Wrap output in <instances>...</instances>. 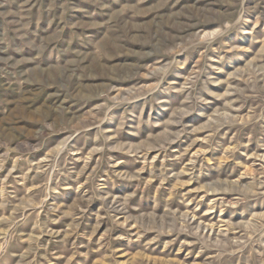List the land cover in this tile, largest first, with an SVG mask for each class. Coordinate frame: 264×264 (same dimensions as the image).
<instances>
[{"label":"rangeland","instance_id":"1","mask_svg":"<svg viewBox=\"0 0 264 264\" xmlns=\"http://www.w3.org/2000/svg\"><path fill=\"white\" fill-rule=\"evenodd\" d=\"M0 264H264V0H0Z\"/></svg>","mask_w":264,"mask_h":264}]
</instances>
